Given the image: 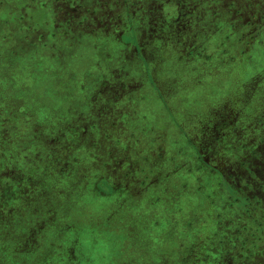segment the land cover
Returning <instances> with one entry per match:
<instances>
[{
    "label": "rangeland",
    "instance_id": "obj_1",
    "mask_svg": "<svg viewBox=\"0 0 264 264\" xmlns=\"http://www.w3.org/2000/svg\"><path fill=\"white\" fill-rule=\"evenodd\" d=\"M0 264H264V0H0Z\"/></svg>",
    "mask_w": 264,
    "mask_h": 264
}]
</instances>
